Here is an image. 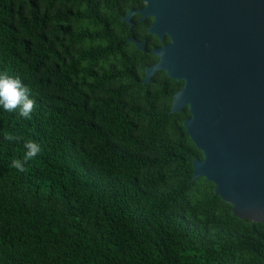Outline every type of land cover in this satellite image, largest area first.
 <instances>
[{"label":"trees","instance_id":"obj_1","mask_svg":"<svg viewBox=\"0 0 264 264\" xmlns=\"http://www.w3.org/2000/svg\"><path fill=\"white\" fill-rule=\"evenodd\" d=\"M143 7L0 0V72L36 102L31 119L0 107V264H264V224L192 181L188 109L170 112L183 83L142 84L157 58L127 40L149 23L140 37L122 17Z\"/></svg>","mask_w":264,"mask_h":264},{"label":"water","instance_id":"obj_2","mask_svg":"<svg viewBox=\"0 0 264 264\" xmlns=\"http://www.w3.org/2000/svg\"><path fill=\"white\" fill-rule=\"evenodd\" d=\"M140 2L122 22L152 19L147 34L170 40L150 51L157 62L142 84L157 72L183 83L170 112L188 109L185 135L202 154L192 181L206 179L235 217L264 224V0ZM127 42L145 52V42Z\"/></svg>","mask_w":264,"mask_h":264},{"label":"clouds","instance_id":"obj_3","mask_svg":"<svg viewBox=\"0 0 264 264\" xmlns=\"http://www.w3.org/2000/svg\"><path fill=\"white\" fill-rule=\"evenodd\" d=\"M30 94L31 89L19 77L0 72V107L5 111L15 112L19 118L31 119L36 102L30 98ZM5 139L13 140L15 137L8 135ZM25 149L23 163L21 160H13L10 165L20 172H24V164L33 160L41 151L40 145L32 140L26 142Z\"/></svg>","mask_w":264,"mask_h":264},{"label":"flooded vegetation","instance_id":"obj_4","mask_svg":"<svg viewBox=\"0 0 264 264\" xmlns=\"http://www.w3.org/2000/svg\"><path fill=\"white\" fill-rule=\"evenodd\" d=\"M140 1V0H139ZM141 3V2H140ZM141 4H143V3H141ZM144 6V5H143ZM144 8V7H143ZM142 9V8H141ZM141 9H138V10H141ZM138 10H136V11H138ZM130 11H135V10H130ZM129 11V12H130ZM126 15H127V13H126ZM126 15H124V16H126ZM123 16V17H124ZM122 17V18H123ZM135 20H137V22H138V24H136V23H134V21ZM139 20H140V16L138 15V14H135L132 18H131V24H132V27L130 28V26L128 25V27L133 31V34H135V35H137V36H140L139 34H140V32H139V29H137L136 27H138V25L139 26H143L145 23H149L148 24V26L146 27V34H147V29H148V27L152 24V19H146L143 23H140L139 22ZM148 36H145V37H143L142 39H139V40H137L136 38H135V36H131L130 38H134L135 40H137V41H143V42H145V52H142V53H146V52H148V53H150V51L151 50H153V49H155V48H161V47H163V46H165V45H167V44H169L170 43V40L167 38V37H165L164 39H163V41L161 42V43H159V44H161V45H159V46H153L151 49H148V47L151 45V44H154L153 43V41H154V38L157 40V38L155 37V36H153V35H150V34H147ZM141 37V36H140ZM129 39V38H128ZM158 41V40H157ZM166 41V42H165ZM151 55V54H150Z\"/></svg>","mask_w":264,"mask_h":264}]
</instances>
